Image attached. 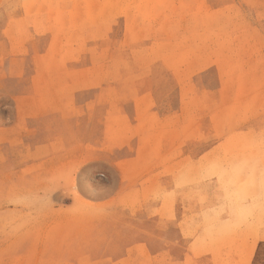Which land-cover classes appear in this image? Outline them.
<instances>
[{"label": "rangeland", "instance_id": "obj_1", "mask_svg": "<svg viewBox=\"0 0 264 264\" xmlns=\"http://www.w3.org/2000/svg\"><path fill=\"white\" fill-rule=\"evenodd\" d=\"M0 264H264V0H0Z\"/></svg>", "mask_w": 264, "mask_h": 264}, {"label": "crops", "instance_id": "obj_2", "mask_svg": "<svg viewBox=\"0 0 264 264\" xmlns=\"http://www.w3.org/2000/svg\"><path fill=\"white\" fill-rule=\"evenodd\" d=\"M3 113H6V112H3Z\"/></svg>", "mask_w": 264, "mask_h": 264}]
</instances>
